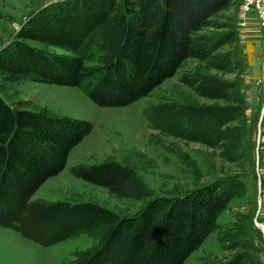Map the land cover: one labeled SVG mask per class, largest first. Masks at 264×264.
<instances>
[{
	"label": "trees",
	"instance_id": "1",
	"mask_svg": "<svg viewBox=\"0 0 264 264\" xmlns=\"http://www.w3.org/2000/svg\"><path fill=\"white\" fill-rule=\"evenodd\" d=\"M235 1L50 2L30 14L0 49V91L3 81L29 78L79 87L101 107L131 104L172 77L185 59H204L223 43L225 38L198 32ZM26 39L60 47L66 54L41 50ZM232 87L212 75L201 78L200 91L208 97L220 98ZM237 103H170L146 112L154 128L177 135L195 131L213 142L228 131L222 126L242 112ZM92 130L87 119L17 108L0 95V225L42 246L82 233L96 237L95 247L76 252L71 264H184L243 189L241 182L233 177L180 196L155 195L129 215L91 201L31 199L65 168L72 148ZM72 173L117 195L138 198L146 191L141 176L116 160L80 164Z\"/></svg>",
	"mask_w": 264,
	"mask_h": 264
},
{
	"label": "rangeland",
	"instance_id": "2",
	"mask_svg": "<svg viewBox=\"0 0 264 264\" xmlns=\"http://www.w3.org/2000/svg\"><path fill=\"white\" fill-rule=\"evenodd\" d=\"M57 0H0V49L14 39L33 12ZM237 0L211 17V24L198 34L225 41L204 59L187 58L172 77L148 95L121 107H101L76 86L25 80L3 81L0 95L6 102L28 110L67 115L92 122V132L72 148L65 168L49 177L31 199L91 201L117 214L138 211L155 195L180 196L215 180L235 177L237 191L217 216V224L184 264H264V239L254 224H264V116L256 151L257 124L264 103V0ZM34 47L53 54H66L60 47L26 39ZM215 76L233 87L220 98L200 91L201 78ZM187 79L188 81H185ZM242 112L222 126L228 130L220 140L204 141L199 132L184 135L154 128L147 109L155 105H238ZM183 128V127H182ZM219 138V137H218ZM221 138V137H220ZM116 160L132 167L143 179L140 196L117 195L72 173L80 164ZM260 184V192L258 186ZM97 238L72 236L42 246L12 228L0 225V264H71L74 254L95 247Z\"/></svg>",
	"mask_w": 264,
	"mask_h": 264
},
{
	"label": "water",
	"instance_id": "3",
	"mask_svg": "<svg viewBox=\"0 0 264 264\" xmlns=\"http://www.w3.org/2000/svg\"><path fill=\"white\" fill-rule=\"evenodd\" d=\"M264 78V76H263ZM263 116H264V103L262 105V108L260 110V116H259V120H258V124H257V142H256V151L258 152V148H259V143H260V136H261V124H262V120H263ZM259 192H260V184L258 186ZM260 202H261V198L260 196H258V210L256 212L255 218H254V224L260 229L263 239H264V224H262L261 222H259L257 220V216H258V212H259V208H260Z\"/></svg>",
	"mask_w": 264,
	"mask_h": 264
},
{
	"label": "built area",
	"instance_id": "4",
	"mask_svg": "<svg viewBox=\"0 0 264 264\" xmlns=\"http://www.w3.org/2000/svg\"><path fill=\"white\" fill-rule=\"evenodd\" d=\"M251 2V0H246V2H245V10H248L249 9V3ZM260 17H261V19L264 21V7L262 8H260Z\"/></svg>",
	"mask_w": 264,
	"mask_h": 264
}]
</instances>
